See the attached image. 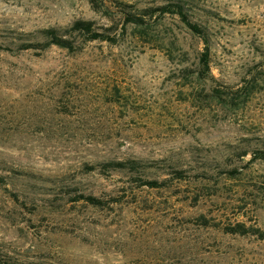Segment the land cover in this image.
Returning <instances> with one entry per match:
<instances>
[{"label": "rangeland", "instance_id": "1", "mask_svg": "<svg viewBox=\"0 0 264 264\" xmlns=\"http://www.w3.org/2000/svg\"><path fill=\"white\" fill-rule=\"evenodd\" d=\"M119 2L184 4L214 78L172 14L116 42L20 48L78 19L121 22ZM259 150L264 0H0V264H264V237L230 232L264 231ZM129 159L140 168L103 166Z\"/></svg>", "mask_w": 264, "mask_h": 264}, {"label": "trees", "instance_id": "2", "mask_svg": "<svg viewBox=\"0 0 264 264\" xmlns=\"http://www.w3.org/2000/svg\"><path fill=\"white\" fill-rule=\"evenodd\" d=\"M121 4V22L115 21L109 26H97V22L92 19H78L72 25L66 28L49 27L42 29L41 39L33 42L24 41L20 46L21 49H41L44 50L50 46L57 45L61 48L68 50H75L79 48L77 46V41L80 40L81 43L89 41H110L116 42L118 40L119 31L124 33L128 25L132 26H144L147 24L145 16L158 17L161 18L166 14L177 15L180 20L195 34H197L204 43V49L199 56L198 61V74L202 79L214 78L211 69V37L208 34L207 27L201 23L191 19L186 7L180 2H169L162 5H157L154 7H147L139 11L132 10L134 5H130L124 2H119ZM130 8V9H129ZM81 47V46H80ZM244 154H248L245 152ZM254 158H264V150H259L254 153ZM142 162L138 159L129 160H118V161H108L103 163L105 169L113 168L117 170H138ZM142 179V185H148L150 187L163 186L165 183L160 182L157 179ZM93 204H101L102 201L94 196H85ZM230 232L247 234L253 232L255 234L259 233L260 236L264 237V231L260 228H254L251 226H246L243 222H238L234 227L230 229Z\"/></svg>", "mask_w": 264, "mask_h": 264}]
</instances>
